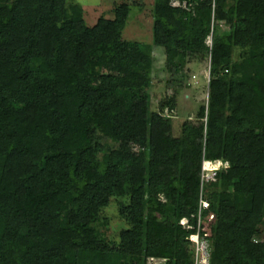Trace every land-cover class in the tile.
Masks as SVG:
<instances>
[{
  "label": "trees",
  "instance_id": "obj_1",
  "mask_svg": "<svg viewBox=\"0 0 264 264\" xmlns=\"http://www.w3.org/2000/svg\"><path fill=\"white\" fill-rule=\"evenodd\" d=\"M67 5L0 0V264H193L180 221L201 193L211 264H264V0H156L154 43L210 57L208 104L180 136L143 88L151 48L122 37L130 6L88 26ZM204 160L228 166L202 184ZM112 194L129 197L118 243L99 227Z\"/></svg>",
  "mask_w": 264,
  "mask_h": 264
},
{
  "label": "rangeland",
  "instance_id": "obj_2",
  "mask_svg": "<svg viewBox=\"0 0 264 264\" xmlns=\"http://www.w3.org/2000/svg\"><path fill=\"white\" fill-rule=\"evenodd\" d=\"M56 1L58 5H62L63 1L67 2V6L73 3L79 4L84 10L88 26H94L101 16L109 20L115 19V8L127 3L130 6V15L122 30L123 39L129 42L137 41L143 46L145 44L152 51L153 64L148 74L149 82L143 87L150 93L152 111L172 119L175 136L181 135L183 124L186 121L193 123L199 121L198 114L201 107L208 104L210 57L195 56L190 58L181 57L178 54L170 55L164 46L154 43L153 18L156 0ZM172 3L176 6L180 5L178 1H172ZM182 5L192 9L196 7L195 4L187 1ZM229 31L230 27L227 21L217 23L216 32L218 34L227 35ZM212 38V35L207 38L209 46H212ZM90 80L95 81L93 77ZM144 148L137 146L136 151H143ZM214 165L219 167V170L210 174L209 182L216 181L217 173L227 167L228 163L215 160ZM121 202L128 204L129 197L110 195L107 205L104 206L100 214V221L104 223L99 226L100 229L109 241L116 243L120 241L122 231L130 228L129 222L121 214ZM261 229L259 240L264 241V226Z\"/></svg>",
  "mask_w": 264,
  "mask_h": 264
},
{
  "label": "built area",
  "instance_id": "obj_3",
  "mask_svg": "<svg viewBox=\"0 0 264 264\" xmlns=\"http://www.w3.org/2000/svg\"><path fill=\"white\" fill-rule=\"evenodd\" d=\"M219 167L213 160H204L202 165V184L209 181L211 173H216ZM194 223L183 218L181 224L190 231L188 239L193 249V264H211L212 226L217 221L216 213L211 209L210 201L201 193L196 212L193 214ZM145 264H161L160 261L148 258Z\"/></svg>",
  "mask_w": 264,
  "mask_h": 264
}]
</instances>
